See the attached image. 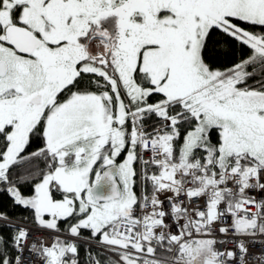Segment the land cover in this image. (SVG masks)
Instances as JSON below:
<instances>
[{"label": "snow or ice", "instance_id": "1", "mask_svg": "<svg viewBox=\"0 0 264 264\" xmlns=\"http://www.w3.org/2000/svg\"><path fill=\"white\" fill-rule=\"evenodd\" d=\"M0 264H264V0H0Z\"/></svg>", "mask_w": 264, "mask_h": 264}, {"label": "trees", "instance_id": "2", "mask_svg": "<svg viewBox=\"0 0 264 264\" xmlns=\"http://www.w3.org/2000/svg\"><path fill=\"white\" fill-rule=\"evenodd\" d=\"M256 31H259L260 29H255ZM247 55H250V52H249V50L247 49V48H245V49H243L242 51L241 50H238L237 51V53H236V56L237 57H241V56H247ZM217 66H220V65H217ZM249 83H252V81H249ZM153 100H155L156 98L155 97H153L152 98ZM160 123V121L159 120H157L154 116L150 119V120H146L145 121V124H149L150 126H152L153 124H159ZM37 147V144H33L32 145V147H31V149H30V151L31 150H33V149H35ZM198 155H199V153H198ZM26 192L28 191V189L27 188H25L24 189ZM20 212H23V209H21V208H17V209H15L11 214L12 215H16L17 213H20ZM25 215H30L29 213H24ZM60 228L61 229H64L65 227H63V226H60ZM80 256H81V259H83V257H84V251H83V249L81 250V252H80Z\"/></svg>", "mask_w": 264, "mask_h": 264}, {"label": "built area", "instance_id": "3", "mask_svg": "<svg viewBox=\"0 0 264 264\" xmlns=\"http://www.w3.org/2000/svg\"><path fill=\"white\" fill-rule=\"evenodd\" d=\"M149 156H150V153H145V159H147ZM139 191H140V189H139ZM193 203L200 204L201 201H193ZM253 211H255V209H253ZM38 234L41 236H44L48 243L52 242V237L55 235L54 232H42V233H38ZM36 235H37V233L34 232L32 238H35Z\"/></svg>", "mask_w": 264, "mask_h": 264}, {"label": "flooded vegetation", "instance_id": "4", "mask_svg": "<svg viewBox=\"0 0 264 264\" xmlns=\"http://www.w3.org/2000/svg\"><path fill=\"white\" fill-rule=\"evenodd\" d=\"M124 157L123 156H121L120 157V160H122ZM119 162V161H118ZM136 167H137V165H136ZM135 190H137V187H136V189ZM60 226H63V227H65V222H60V224H59V227Z\"/></svg>", "mask_w": 264, "mask_h": 264}]
</instances>
